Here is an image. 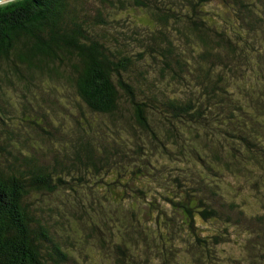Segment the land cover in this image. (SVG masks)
<instances>
[{"label": "trees", "instance_id": "1", "mask_svg": "<svg viewBox=\"0 0 264 264\" xmlns=\"http://www.w3.org/2000/svg\"><path fill=\"white\" fill-rule=\"evenodd\" d=\"M0 93V264H72L81 227L100 264H155L162 232L178 264L180 230L211 264L229 225L264 264V0L0 3Z\"/></svg>", "mask_w": 264, "mask_h": 264}, {"label": "rangeland", "instance_id": "2", "mask_svg": "<svg viewBox=\"0 0 264 264\" xmlns=\"http://www.w3.org/2000/svg\"><path fill=\"white\" fill-rule=\"evenodd\" d=\"M83 5L86 8H90L92 3L85 1L83 3ZM7 96L13 97L16 100L14 93L9 89L7 91ZM124 136L125 137L127 136V138H128L129 134L127 133ZM56 144L57 143L53 142V141L50 144H48V142L46 141L40 145L43 148V147H46L48 145H51L53 147ZM216 178H218L219 181H223V179L221 177H216ZM228 180L231 182L232 185H234L237 181H239L241 183V180H238V179H235L232 177H229ZM138 181L143 182L145 184L149 183L153 187L156 186V184L150 182L147 179L140 178V179H138ZM248 181H249V179H248ZM224 183L227 184L225 181H224ZM242 185H243V188H240L239 192L237 194H235L234 197H232V198H234L239 203L244 205L245 210L248 213L253 214L256 212H260V210H261L260 209V203L261 202L259 203L258 200L251 195L252 191L249 188L248 184H242ZM151 194H152L151 192H147L145 197H141V196H138L135 194L132 196V198L145 200L147 198H150L149 196H151ZM71 198L72 197L67 193H65V194L64 193H58V194H55L52 199L58 204L60 201H68ZM45 200L52 202V200H48L46 198H43V201H45ZM248 201H250L249 207H248ZM58 212L62 215H65V212H64L62 206H61V209L59 208ZM58 220H59V222L55 223L54 226L61 228L63 226L64 222L61 221L60 217L58 218ZM69 222L74 227L77 226V222H74L72 220ZM219 226L221 229H223L222 227H225L224 225H221V224H219ZM219 226L214 225L213 223H204L200 227H201V231L203 234H212L215 232H222L223 231V230H218ZM116 227L121 229L118 224H116ZM226 228L228 231V236H227L228 239H226L225 241H222L221 243L216 245L215 252H214V258H213L211 264H253L252 262H250V260L248 261L247 250L253 244L250 250L256 251V247L253 243V239L255 236L252 233H249L248 231H246L247 233L244 232L243 229H241L235 225H229V226H226ZM214 229H216V230H214ZM88 230L89 229H87V227H81V229L78 228L77 235L79 238H77V241H78L77 246H78V248L84 247V250H82V252H77V251H73V250L69 251V253L72 255L71 256L72 264H100V262L102 261V251L95 244L96 235H94L93 238H92V234H90L89 236H85V234L88 232ZM162 236H163V238L162 237H160V238L156 237V241L158 243L155 242L156 245H153V248L156 247V250L154 252H157L158 248L161 249V245H160L161 242L167 241L166 234L164 232H162ZM85 239L88 241H85ZM166 246L169 249L170 260L172 262L175 261L178 264H196L193 262V258L197 255L198 252H197V250L190 248L189 239L185 233V230H180L176 234H173L171 240H169V242H168V244H166ZM154 252L152 251V255L154 257L153 261L155 264H159L161 255H158L157 253H154ZM49 263H51V262H49ZM258 264H261V263H258Z\"/></svg>", "mask_w": 264, "mask_h": 264}, {"label": "clouds", "instance_id": "3", "mask_svg": "<svg viewBox=\"0 0 264 264\" xmlns=\"http://www.w3.org/2000/svg\"><path fill=\"white\" fill-rule=\"evenodd\" d=\"M5 2V0H0V3H3ZM8 2H11V0H8Z\"/></svg>", "mask_w": 264, "mask_h": 264}, {"label": "water", "instance_id": "4", "mask_svg": "<svg viewBox=\"0 0 264 264\" xmlns=\"http://www.w3.org/2000/svg\"><path fill=\"white\" fill-rule=\"evenodd\" d=\"M8 0H5V2H7ZM4 3V2H3Z\"/></svg>", "mask_w": 264, "mask_h": 264}]
</instances>
